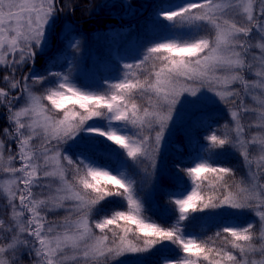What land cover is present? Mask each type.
<instances>
[{
  "label": "snow or ice",
  "instance_id": "obj_1",
  "mask_svg": "<svg viewBox=\"0 0 264 264\" xmlns=\"http://www.w3.org/2000/svg\"><path fill=\"white\" fill-rule=\"evenodd\" d=\"M157 7L156 22L169 35L123 63L115 79L80 84L65 72L35 69L72 4L0 0V107L7 109L0 130V264H22L25 256L32 264H119L126 254L166 243L179 256L164 264H264V0ZM73 41L68 46L78 48ZM204 90L229 120L205 138L207 157L198 154L178 170L185 187L169 196L175 218L158 223L137 182L123 165L102 163L103 153L119 152L133 165L149 160L154 171L180 98ZM226 147L240 156L243 176L215 162V150ZM60 211L62 219H48ZM248 213L255 219L245 225L221 224L208 235L201 222L198 233L188 231L201 214Z\"/></svg>",
  "mask_w": 264,
  "mask_h": 264
},
{
  "label": "rangeland",
  "instance_id": "obj_2",
  "mask_svg": "<svg viewBox=\"0 0 264 264\" xmlns=\"http://www.w3.org/2000/svg\"><path fill=\"white\" fill-rule=\"evenodd\" d=\"M61 3L62 5L72 4L73 11L69 12L67 8H65L64 12L59 15V19L55 25V34L52 38L51 49L45 55H37L35 64L36 74L44 67L45 64H43L42 60L46 56L48 57L49 55L52 57L54 54H60L61 49L66 46L67 56L65 58V66L68 67L64 72L70 74L77 83H92L94 72H103L104 70L107 71L104 75L106 78L115 79L119 75L123 63H132L135 59H139V53L143 52L145 47L138 43V35L142 37L146 34L157 32L169 35L162 23H157L156 20L148 17L150 15L148 11L150 0H61ZM126 22H128L127 25L131 27L132 34L128 35L127 38H118L117 42L113 44V46L116 45L114 47L119 54L121 64H119V67L102 65L104 57L101 51L107 44H103L99 37L93 38L90 34L93 30H100V35L113 34L116 23L124 25ZM68 27L74 29L70 37L64 35L67 33ZM75 36H79L80 38L77 40ZM73 38H75V41H79L78 48L74 49L68 46L69 41H73ZM64 41L67 42V45L63 43ZM107 66L110 67L109 70ZM26 72H28L27 67L23 68L21 73L17 74L16 78H21L23 73ZM0 75H2V73H0ZM0 87H4V85L0 83ZM35 90L34 88V91ZM12 95L14 96L16 93L13 92ZM13 103L16 107H19L24 104V100L21 99ZM246 103H249V101H246ZM2 109L5 112L7 111L6 108L0 107V110ZM210 111L225 113L228 117L226 108L207 90H204L202 94H198L197 97H192L187 94L182 96L173 113V120L169 121L168 128L165 130L164 137L160 142L159 152L156 154V165L160 153L173 134L176 131L185 132L192 119L195 120L199 116ZM95 126H102V122L98 118ZM2 129L3 126L0 124V130ZM251 131L255 132L256 129H252ZM152 135L154 136V132ZM64 148L67 149V145H65ZM13 150H15V145H13ZM72 151H75V149L71 150L69 154H72ZM115 153L117 152L105 148L103 160ZM5 155H7V152ZM16 163L18 165L19 162ZM139 165L142 172V180L148 189L149 195H152L156 187L154 175L156 167L153 171L151 161L146 159ZM4 175L5 174H0V178ZM0 203H2V200H0ZM248 214L251 215L250 213ZM65 215V212L60 211L55 215L50 214L48 219L51 221H58ZM217 217L218 216H211L210 218L213 219ZM6 218L7 217H5V219ZM251 218L252 220L255 219L252 215ZM139 254L140 253L126 254L124 257L119 258V263L133 264L132 261ZM22 264H32V262L25 256Z\"/></svg>",
  "mask_w": 264,
  "mask_h": 264
},
{
  "label": "trees",
  "instance_id": "obj_3",
  "mask_svg": "<svg viewBox=\"0 0 264 264\" xmlns=\"http://www.w3.org/2000/svg\"><path fill=\"white\" fill-rule=\"evenodd\" d=\"M172 1L173 0H150L148 10L150 15L148 17L156 20V13L160 11V8L157 6L165 5ZM160 19L162 20V18ZM130 28L131 27L127 24L123 25L121 23H116V27L113 29V34L100 35V30H93L90 35L93 38L99 37L103 44H107V46L101 51L104 57L102 65L119 67V64H121L120 57L114 47L116 45L113 46V44L117 42L118 38H127L128 35L132 34V29ZM70 36H72V32L68 34L67 37ZM166 36L168 35L159 32L146 34L142 37L138 35L137 41L140 45L147 47L151 43L157 42ZM79 38V36L76 37L77 40ZM63 43L67 45L66 41ZM65 47H63L60 51L59 60L53 63L50 59L51 56H49V60L45 63L42 70L37 72V75L46 74V70L59 72L66 71L68 66H65V58L67 56V49ZM109 66H107L108 70L110 69ZM106 73V70L103 72L95 71L92 83H96L98 80L103 81L104 79H109L104 76ZM49 86L52 85H45V87ZM93 87L95 88L96 85L93 84ZM40 91H43V89H40ZM5 114L6 112L3 109L0 110V124L3 128L6 126ZM228 120L229 118L225 113L210 111L199 116L195 120L192 119L185 132L176 131L167 141L164 149L158 157L156 170L154 172L156 187L153 190L152 195H149L148 189L142 180V172L139 164L133 165L128 158L121 155L119 152L105 158L103 162L113 168L123 165L124 170L127 171L137 182L139 194L145 200L146 207L149 208L148 215L154 221L168 225L175 218L170 212L172 207L169 204L170 193L177 190V188L185 187L183 183H180L176 179L178 170L192 166V162L197 160L198 154L207 157L209 155V152L207 151L208 142L205 138L210 135L212 131L218 130L220 126ZM215 151L218 153V155L214 158L215 162L233 167L236 170L237 178L244 175V166L238 154L227 147L225 149H217ZM180 174L183 175L182 173ZM185 179L187 178L185 177ZM106 207H118V205H107ZM103 214L104 213H101V215ZM210 217L211 216L201 214L199 220L194 221L189 225L188 231L198 233L200 231L199 223L205 222L209 225L206 228V234L211 235V233L216 230L217 226L221 224L245 225L249 221H252L251 215L249 214H223L213 219ZM178 256L179 252L177 249L166 243L165 246H157L154 250L148 253H140L132 262L133 264H164L165 260L176 259Z\"/></svg>",
  "mask_w": 264,
  "mask_h": 264
},
{
  "label": "bare ground",
  "instance_id": "obj_4",
  "mask_svg": "<svg viewBox=\"0 0 264 264\" xmlns=\"http://www.w3.org/2000/svg\"><path fill=\"white\" fill-rule=\"evenodd\" d=\"M49 56H48V58H47V56L42 60L43 61V64H45L48 60H49Z\"/></svg>",
  "mask_w": 264,
  "mask_h": 264
}]
</instances>
